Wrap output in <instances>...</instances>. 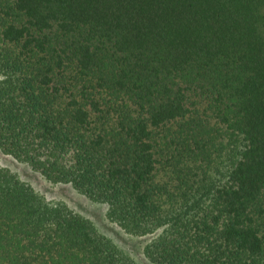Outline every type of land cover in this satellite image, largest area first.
<instances>
[{
	"label": "trees",
	"instance_id": "16d2710c",
	"mask_svg": "<svg viewBox=\"0 0 264 264\" xmlns=\"http://www.w3.org/2000/svg\"><path fill=\"white\" fill-rule=\"evenodd\" d=\"M0 151L151 264H264V0H0ZM0 264L137 263L0 165Z\"/></svg>",
	"mask_w": 264,
	"mask_h": 264
},
{
	"label": "rangeland",
	"instance_id": "374dc122",
	"mask_svg": "<svg viewBox=\"0 0 264 264\" xmlns=\"http://www.w3.org/2000/svg\"><path fill=\"white\" fill-rule=\"evenodd\" d=\"M0 165L16 172L22 180L43 194L48 201H61L74 211L89 218L100 233L118 244L137 264H151L142 254L143 245L151 236H132L123 232L114 223L106 219V206L104 204L90 201L68 184L47 181L39 173L32 171L25 164L16 161L1 151Z\"/></svg>",
	"mask_w": 264,
	"mask_h": 264
}]
</instances>
